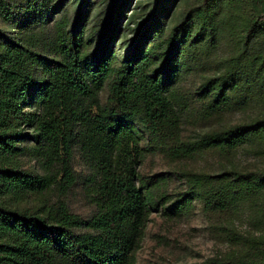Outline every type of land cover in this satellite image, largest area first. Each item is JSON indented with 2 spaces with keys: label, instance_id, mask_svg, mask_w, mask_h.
<instances>
[{
  "label": "trees",
  "instance_id": "trees-1",
  "mask_svg": "<svg viewBox=\"0 0 264 264\" xmlns=\"http://www.w3.org/2000/svg\"><path fill=\"white\" fill-rule=\"evenodd\" d=\"M174 1L135 18L131 0H0V264H136L152 209L142 264H264V157L234 159L264 152V0H183L173 18ZM222 21L233 61L188 86ZM242 85L259 108L224 115ZM194 201L225 244L178 259Z\"/></svg>",
  "mask_w": 264,
  "mask_h": 264
},
{
  "label": "rangeland",
  "instance_id": "rangeland-1",
  "mask_svg": "<svg viewBox=\"0 0 264 264\" xmlns=\"http://www.w3.org/2000/svg\"><path fill=\"white\" fill-rule=\"evenodd\" d=\"M150 0H131L128 6L127 13L131 10L135 18L148 12L147 7ZM183 7V0H175L172 4L171 17L175 18L181 12ZM129 8H132L129 10ZM132 26V22L129 27ZM126 36L130 35V29L126 28ZM237 30L228 21L217 22L215 31V40L212 47L201 51H195V62L191 72L185 74L182 78L183 82L188 86H192L193 82L197 80L199 74L206 75L214 71L224 69L230 62H232L235 55V37ZM123 50L126 46L122 47ZM234 94L230 96L235 98L233 107L226 108L224 115H230L233 118L247 117V115L259 106H254L248 99L249 93L246 86L242 85L236 89ZM214 120V119H213ZM212 119H207L206 123L213 122ZM263 143L260 141H252L239 147V152L234 156V159L241 164H248L255 160L264 157ZM221 155L207 154L200 160L201 166L205 169H211L217 165L216 158H221ZM157 166L156 160L149 153L145 155L139 169L141 171H151ZM256 206H261V198H254ZM245 221V218H243ZM158 222V215L156 210H150L145 226L142 230V238L140 244L135 252V263L142 264L143 260L150 253L151 231L156 227ZM179 227L176 229L178 242L171 250V256L178 259L184 258H200L214 250L215 247H223V236L218 232L217 227L210 222L208 216L200 210L198 202L194 201L188 211L183 214L179 220ZM173 243V242H172ZM171 243V244H172ZM184 247V248H182Z\"/></svg>",
  "mask_w": 264,
  "mask_h": 264
}]
</instances>
